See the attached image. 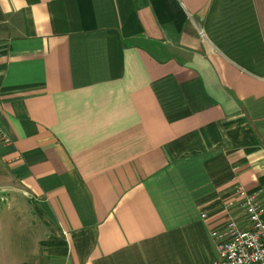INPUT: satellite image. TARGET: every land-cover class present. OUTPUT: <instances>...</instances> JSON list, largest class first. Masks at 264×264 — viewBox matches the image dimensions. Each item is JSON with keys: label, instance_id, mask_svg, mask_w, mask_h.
<instances>
[{"label": "crops", "instance_id": "0c3cea01", "mask_svg": "<svg viewBox=\"0 0 264 264\" xmlns=\"http://www.w3.org/2000/svg\"><path fill=\"white\" fill-rule=\"evenodd\" d=\"M0 96V264H212L264 187V0H0Z\"/></svg>", "mask_w": 264, "mask_h": 264}, {"label": "built area", "instance_id": "2783aa9c", "mask_svg": "<svg viewBox=\"0 0 264 264\" xmlns=\"http://www.w3.org/2000/svg\"><path fill=\"white\" fill-rule=\"evenodd\" d=\"M203 32V31H202ZM1 105V96H0ZM0 142L13 143L9 130L0 122ZM244 209L245 220L231 207L224 224L213 229L218 257L212 264H264V187L249 190L242 183L235 184V197Z\"/></svg>", "mask_w": 264, "mask_h": 264}, {"label": "rangeland", "instance_id": "374dc122", "mask_svg": "<svg viewBox=\"0 0 264 264\" xmlns=\"http://www.w3.org/2000/svg\"><path fill=\"white\" fill-rule=\"evenodd\" d=\"M15 228H17V226H15Z\"/></svg>", "mask_w": 264, "mask_h": 264}]
</instances>
